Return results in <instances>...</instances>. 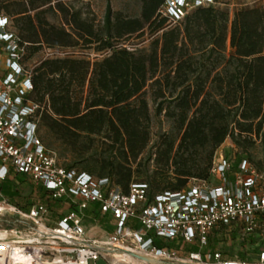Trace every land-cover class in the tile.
<instances>
[{
	"label": "trees",
	"instance_id": "obj_1",
	"mask_svg": "<svg viewBox=\"0 0 264 264\" xmlns=\"http://www.w3.org/2000/svg\"><path fill=\"white\" fill-rule=\"evenodd\" d=\"M166 1L141 0L134 18L115 13L109 2L98 25L64 0H0V14L12 19L25 61L44 47L105 55L94 62L47 58L35 67L34 99L49 106L40 129L72 157L66 168L110 178L124 193L133 183H146L150 199L209 179L227 140L242 149L264 142V0H233L240 6L233 13L201 7L173 27L160 13ZM146 32L147 48L120 43ZM155 118L167 121L169 130H161L151 146ZM26 182L21 174L0 181V198L20 209L40 202L55 218L64 203L50 202L43 188L24 196ZM87 215L112 231L97 206ZM155 244L184 256L199 252L181 241ZM218 247L211 243L209 249Z\"/></svg>",
	"mask_w": 264,
	"mask_h": 264
},
{
	"label": "built area",
	"instance_id": "obj_2",
	"mask_svg": "<svg viewBox=\"0 0 264 264\" xmlns=\"http://www.w3.org/2000/svg\"><path fill=\"white\" fill-rule=\"evenodd\" d=\"M222 5L219 0H167L160 13L173 27L198 8ZM25 54L12 19L0 14V181L24 175L34 188L50 192V202L64 203V208L53 218L40 202L20 209L0 198L1 208L26 218L34 228L47 229L56 239L0 241V264H117L99 245L180 264H264V160L241 153L229 156L221 147L209 179H194L182 191L153 199L146 183H133L124 193L110 178L68 169L41 137L42 116L49 106L34 99L35 67L28 66ZM92 206L98 207L111 232L97 224L89 228L87 211ZM96 228L101 234L90 235ZM156 240L196 245L199 252L184 256L181 250L157 247ZM211 243L219 245L217 251L209 249ZM223 245H251L254 254L246 260L229 258L232 253L222 250Z\"/></svg>",
	"mask_w": 264,
	"mask_h": 264
},
{
	"label": "rangeland",
	"instance_id": "obj_3",
	"mask_svg": "<svg viewBox=\"0 0 264 264\" xmlns=\"http://www.w3.org/2000/svg\"><path fill=\"white\" fill-rule=\"evenodd\" d=\"M67 3H71L74 7L77 9H82L83 12L91 19H95L96 23L98 25H102L105 17L106 7L107 4L110 2L113 10L115 13H122L125 17H139L140 16V10H141V0H64ZM261 0H250L247 4L253 5L254 3H258ZM221 3H229L227 6L226 4L222 5L221 7H225L226 9H229L231 13L234 12L237 8H240V6L233 0H220ZM52 21L57 24H61L60 18L57 16H50ZM150 34L149 32H146L144 36L136 35L132 38H129L127 40H124L121 43V45H124L127 48L133 49V50H140L143 48H147L150 45ZM105 55L98 54L93 50H83L79 48H71V49H48L44 47L36 56H34L30 60H26L29 67L34 68L37 67L43 60L47 58H66V57H72V58H83L90 60L92 62L96 60H100ZM168 131L169 130V124L164 119H157L155 118L153 120L152 124V143L156 141L157 135L160 131ZM41 137L43 138V141L45 145L55 151L57 153L59 162L62 165L71 164L73 159L70 155H62L63 149L60 147V145L55 142L54 140H51L47 137V131L46 129L42 128L41 130ZM223 151L229 156L233 155H247L248 157L252 158L254 161H262L264 160V142L261 140H255V143L253 146L248 148H239V146L234 145L231 141L226 142L222 146ZM192 182V181H191ZM24 196L30 195L32 189H34V186L30 182H26L24 188ZM66 212V211H64ZM89 228L92 226H95L94 223H87ZM34 226L26 220V218L20 216L17 213L7 211L4 212L2 215L0 214V234L1 235H13L10 233L11 230H19L23 232L24 235H26ZM99 228L94 229L90 233L92 235L93 232L98 231ZM100 235V234H99ZM98 235V236H99ZM222 250H224L226 253H232L234 256H237L239 252L244 253L247 258H249L251 255H253V248L250 246L248 247H242V245H223ZM98 264H106L105 261L100 260Z\"/></svg>",
	"mask_w": 264,
	"mask_h": 264
},
{
	"label": "bare ground",
	"instance_id": "obj_4",
	"mask_svg": "<svg viewBox=\"0 0 264 264\" xmlns=\"http://www.w3.org/2000/svg\"><path fill=\"white\" fill-rule=\"evenodd\" d=\"M8 209L0 207V214L7 212ZM10 211V210H9ZM10 233L13 235H1L0 241H10V242H35L43 243L45 241H56L55 235L49 232L43 227H35L30 230L28 234L24 235L23 232L19 230H11ZM101 249H104L110 252L115 258L117 264H180L179 262L168 261L164 259H158L142 254H138L131 250L125 249H116L107 246H98ZM190 264V263H183Z\"/></svg>",
	"mask_w": 264,
	"mask_h": 264
},
{
	"label": "crops",
	"instance_id": "obj_5",
	"mask_svg": "<svg viewBox=\"0 0 264 264\" xmlns=\"http://www.w3.org/2000/svg\"><path fill=\"white\" fill-rule=\"evenodd\" d=\"M93 231H94V230H93ZM99 234H101L100 231H96V232H93V233H92L93 236H95V235H99Z\"/></svg>",
	"mask_w": 264,
	"mask_h": 264
}]
</instances>
